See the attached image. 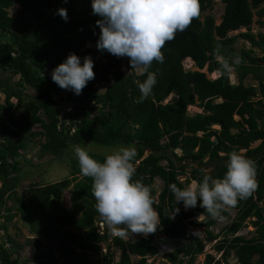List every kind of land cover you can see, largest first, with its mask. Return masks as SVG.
I'll return each instance as SVG.
<instances>
[{
    "label": "trees",
    "instance_id": "16d2710c",
    "mask_svg": "<svg viewBox=\"0 0 264 264\" xmlns=\"http://www.w3.org/2000/svg\"><path fill=\"white\" fill-rule=\"evenodd\" d=\"M199 2L200 16L186 31L166 42L161 50L162 64L153 62L149 69L156 73L153 94L138 103L137 81L143 82L146 74H136L128 59L124 75L123 57L108 53L107 61L101 63L91 56L88 43L96 39L100 30L96 26L100 17L92 14L91 0H81L80 10L76 9L77 0H0V74H10L5 80L0 78V92L4 95L0 104V210L7 223L15 217L14 207L32 234L51 241L62 264H132V257L138 258L137 264H146L148 257L157 254V232L164 236V243L167 239L184 240V245L167 255L174 263L194 264L205 245L214 242L212 248L220 254V260L205 254L204 264H228L231 254L235 264H264V33L256 36L250 32L253 11L259 18L264 16V0H221L224 8L216 26L209 14L204 15L212 9L213 0ZM14 5L20 9L11 17L8 10ZM58 9H66V21L57 14ZM242 28L245 33L228 36ZM238 39L248 42L251 50L235 53ZM216 45L230 60L235 54L243 58L244 62L234 68L235 84L229 74L209 79L203 72L183 68V61L190 59L197 69L206 65L208 74L216 72ZM252 49L263 56H253ZM69 53L80 58L81 66L86 56L94 63L95 78L80 95L59 88L51 80L52 70ZM15 76L17 81L12 80ZM248 79L257 85L246 83ZM100 82L108 85L102 93L95 88ZM27 89L33 94L26 95ZM63 91L71 93L61 96ZM170 95L172 99L163 103ZM64 106L70 110L62 111ZM191 106L201 112L190 114ZM88 143L135 146L134 179L142 178L152 188L153 207L160 214L161 223L154 234L124 240L112 235L105 225L99 228L103 222L95 210L92 180L80 174L76 157L70 158L67 178L40 187L30 185L29 196L17 195L21 171L18 159L27 144L38 146L41 154L59 157L74 145ZM233 150L244 151L243 155L256 162L258 188L233 207L235 218L224 226L223 238L218 239L211 228L218 220H225L229 211H222V219L202 216L201 221H196L194 218L204 212L199 201L195 208L184 209L169 185L183 189L191 180H200L206 174L222 179L227 153ZM90 155L103 162L107 154ZM208 167L209 174L204 172ZM185 175L189 176L180 182L179 177ZM155 179L163 183L159 192L154 187ZM69 189L73 198L71 208L66 209L62 206L63 192ZM8 201L12 204L9 207ZM175 208L179 212L173 216ZM248 220L254 228L252 235H238ZM65 227L72 230L64 231ZM189 227L204 228V237ZM0 228L2 264H56L49 250L38 251L43 246L39 239L26 241L34 254L22 260L20 247L7 233L6 224ZM101 244L106 246L104 253ZM113 250L119 251L116 262ZM88 254L99 258L92 261Z\"/></svg>",
    "mask_w": 264,
    "mask_h": 264
},
{
    "label": "clouds",
    "instance_id": "9594fccd",
    "mask_svg": "<svg viewBox=\"0 0 264 264\" xmlns=\"http://www.w3.org/2000/svg\"><path fill=\"white\" fill-rule=\"evenodd\" d=\"M91 9L93 15L100 17L96 21L100 29L97 50L117 58L127 57L132 69L146 74L143 82L137 81L138 103L153 94L156 73L149 69L153 62H164L161 50L166 42H171L178 32L186 31L201 14L199 0H91ZM57 14L67 20L66 9H58ZM213 56L219 62L215 71L220 76L233 72L244 62L239 54L230 60L222 54L220 45H216ZM93 68L90 57H84L81 66L80 58L69 53L65 61L52 70L51 80L59 88L80 95L95 78ZM73 151L80 174L92 180L95 210L110 233L120 238H127L130 233L154 234L161 223L160 214L153 207L152 188L145 185L142 178L134 179L135 146L112 148L103 162L90 155L88 146L74 145ZM227 157L222 179L206 174L200 180H191L183 189L169 185L176 202L182 201L188 209L195 208L199 201L204 209L199 217L222 219L225 208L235 207L239 201L252 196L258 188L256 162L237 150L227 153ZM178 212L175 208L173 216ZM174 241L184 242L183 239Z\"/></svg>",
    "mask_w": 264,
    "mask_h": 264
},
{
    "label": "rangeland",
    "instance_id": "374dc122",
    "mask_svg": "<svg viewBox=\"0 0 264 264\" xmlns=\"http://www.w3.org/2000/svg\"><path fill=\"white\" fill-rule=\"evenodd\" d=\"M82 6L83 5L81 3V0H77L76 9L80 10ZM223 8H224V5L221 3V0H213L212 9L210 11L205 12L204 15L209 14L212 21H213L214 26H216L220 23V16L223 13ZM262 8L264 9V5H262ZM19 9H20L19 5H14L13 7H11L8 10L9 15L11 17H15L17 12L19 11ZM262 21H264V16L262 18H259L256 14V11H253L252 24L250 26V29H251L250 32L253 33V35L257 36L258 33H264V27L262 26ZM245 32H246V29L242 28V29H239L237 31H233V32L228 33V36H233V35H237L238 33H245ZM99 35H100V30L96 35V39L94 41L89 42L87 47L92 51L91 56H93L94 60H99L101 63H105L107 61V54L108 53L106 51L101 52V51L97 50V48H96V42L99 39ZM250 48H251L250 44L244 40H241V39H238V41L234 45L235 53H238V51L241 49L248 52L251 50ZM252 55L257 56L259 58L263 56L257 50H253ZM127 60H128L127 57H123L121 71L124 75H126L128 72L127 66L125 65V62ZM263 66H264V62H263ZM183 68L185 71L203 72L207 75V77L209 79H216L219 76L217 72L208 74L206 71V65L202 69H197V67L189 59H185L183 61ZM135 73L140 74V72L136 69H135ZM8 76H10L9 73L0 74V78L4 79V80ZM229 76H230L231 83L235 84L237 82V80H236V76H235L234 71L229 73ZM17 79H18V77L15 76L12 80L17 81ZM246 83L257 85L256 81H254L252 79H248L246 81ZM107 86H108L107 83L100 82V83H97L95 85V88H96L98 93H102L103 91H105ZM25 93H26V95H31V94H33V91L27 89ZM67 93H71V92L63 91V92H61L60 95L65 96V94H67ZM172 97L173 96L170 95L168 98H166L163 101V103H167L168 101H170L172 99ZM3 101H4V95L0 92V104H3ZM11 101L13 103H16L15 99H12ZM69 110H70L69 106H64L62 108V111H69ZM188 112L190 114L198 113V112H201V109H199L196 106H191L188 108ZM17 117H19V114H17ZM33 130H37V127H34ZM81 146H88L90 148V152L99 153V154H109V151L112 148L119 147L122 145H116V146H112V147H104V146H100V145H97L94 143H88V144H84ZM124 146H128V145H124ZM177 153H179V152H177ZM241 153H244V151H242ZM147 155H148V153L146 152L144 157ZM70 158H75L73 147L66 149L62 156L53 157V156L48 155V154H41L38 146H35L33 144H27L26 149L23 151H20V157L18 159V161L20 162V165H21L20 166L21 171L19 173V178H20L19 186L16 188L17 195L29 196L30 185L34 184L36 187H40L41 185L51 184V183H54V182H57V181H60L62 179L67 178L71 172V167H70V163H71L70 161L71 160H70ZM26 161H29L30 164H27ZM162 164H165V162H162ZM191 166L192 165H190L186 168L187 172L190 171ZM204 172L209 174L211 172V167L204 169ZM187 176H189V175L180 176L179 181L184 183L185 180L187 179ZM187 185L188 184H185V187ZM154 187L157 190V192H159L163 188L162 181L159 179H155ZM72 198H73V195L71 193V189L64 191L63 192L62 206L66 209H70ZM9 205L11 206L12 204L8 201L7 206L9 207ZM181 206L184 208L183 204ZM13 209H14V207L12 208V211L15 214V217L11 220V222H7V223L5 222L4 212L2 210H0V227L3 223L6 224L7 233L12 237V239L20 247L18 250H19L21 259L22 260L26 259V258L30 259V258H32V255L34 254V251H31L30 247L26 244V241L29 239H39L43 246L38 251L42 253V252L49 250L47 252L54 254V259L57 261L56 264H62L63 260L59 257L57 250L56 249L54 250V248L52 247L51 241L46 240L41 235L37 236V235L32 234L29 230L28 225L20 219L17 211L13 210ZM225 209L229 211V216L225 220H218L216 225L211 228L212 233L217 235L218 239L223 238L222 230H223L224 226H226L228 223H230L231 220L234 219L235 215H236V210L233 207H227ZM202 219H203V217H199L198 215L194 218V220H196V221H201ZM103 226H104V224L103 225L98 224L99 228H102ZM188 229L197 233L199 235V237H201V238L204 237V234H203L204 228L199 229V228L189 227ZM63 230L69 231V230H72V228L71 227H65ZM253 230H254V228L251 227L250 221L248 220L246 222V227L243 228L238 233V235L250 237L252 235ZM141 236H146V235L141 234ZM136 237H139L138 234L130 233L129 237L123 238V239L129 240V239H134ZM156 237H157V241L155 242V245L157 247V254L153 257H148L146 260V264H178V263H174L173 261H171L167 257V255L169 253H171L172 251H174V249L177 246L179 247V246L184 245L185 242H177V241L173 240V241H171V243H169V242L164 243V242H162V240H164V236L158 232L156 234ZM213 245H214V242L206 244L203 253L196 258L194 264H204L205 254L212 255L214 257L215 261L220 260V254H215V252L212 248ZM100 247H101L102 253H104L106 251V246L104 244H101ZM113 253H114V260L116 262L119 260V251L113 250ZM88 258L93 261V260H97L99 258V256H93L92 254H88ZM180 258H181V255L178 256V259H180ZM131 259H132V264H137V261H138L137 257H132ZM228 261H229L228 264H235L236 263L235 258L233 257L232 254L229 256ZM0 264H2V263L0 262ZM28 264H36V263H28ZM220 264H224V262H221Z\"/></svg>",
    "mask_w": 264,
    "mask_h": 264
},
{
    "label": "built area",
    "instance_id": "2783aa9c",
    "mask_svg": "<svg viewBox=\"0 0 264 264\" xmlns=\"http://www.w3.org/2000/svg\"><path fill=\"white\" fill-rule=\"evenodd\" d=\"M171 241H172V240L167 239V242H166V243H168V242L171 243ZM6 246H7V245H6Z\"/></svg>",
    "mask_w": 264,
    "mask_h": 264
},
{
    "label": "water",
    "instance_id": "95a60500",
    "mask_svg": "<svg viewBox=\"0 0 264 264\" xmlns=\"http://www.w3.org/2000/svg\"><path fill=\"white\" fill-rule=\"evenodd\" d=\"M43 87H45V85H43Z\"/></svg>",
    "mask_w": 264,
    "mask_h": 264
}]
</instances>
